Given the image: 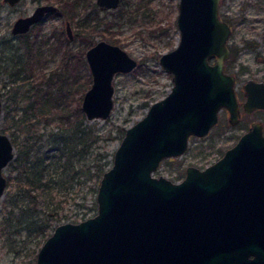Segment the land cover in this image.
Returning <instances> with one entry per match:
<instances>
[{"label":"water","instance_id":"95a60500","mask_svg":"<svg viewBox=\"0 0 264 264\" xmlns=\"http://www.w3.org/2000/svg\"><path fill=\"white\" fill-rule=\"evenodd\" d=\"M16 5L21 0H3ZM121 0H97L116 9ZM220 0H179L178 44L159 61L172 73L171 90L125 129L113 162L96 192L97 211L56 225L37 253V264H264V132L254 120L211 164H190L179 180L154 171L167 157L183 154L192 135H206L222 108L232 124L242 111L236 75L226 68L231 24L220 16ZM55 3H42L13 23L25 33ZM67 33L73 37L70 21ZM92 82L81 109L87 119H106L114 105L117 73L131 72L138 59L124 47L100 39L86 51ZM244 111L264 108V80L243 83ZM0 199L14 158L11 137L1 129Z\"/></svg>","mask_w":264,"mask_h":264},{"label":"rangeland","instance_id":"374dc122","mask_svg":"<svg viewBox=\"0 0 264 264\" xmlns=\"http://www.w3.org/2000/svg\"><path fill=\"white\" fill-rule=\"evenodd\" d=\"M46 2L61 5L60 2L52 0H21L12 6L0 0V91L3 97L1 129L11 137L15 146V156L3 170L7 178L10 175L16 176L14 160L19 148H23L25 142L31 140L36 148L41 145L42 152L50 150V153H56L50 146L49 133L55 132L60 135L64 125H67L65 120L62 122L56 117L47 118L38 115L32 118L37 120L40 117L37 132L32 131L33 129L31 130L28 125L17 126L15 123L17 117L26 113L28 109L26 97L28 94L22 96L23 90L31 88L35 79L51 75L52 71L59 66L64 46L57 48L59 39L57 35H53V30L55 28L57 31L62 30L61 36L67 37L66 20L70 19L76 30L77 21L88 14L93 17L92 12L95 10L100 17L109 19L116 11V9L97 7L96 0H78L75 8L78 14L74 17H70V12L62 8L60 14L47 15L40 25L34 26L30 33V36H34L39 31L38 41H42V45L46 48L45 54L40 63H37L35 70L28 68L21 71V75L25 76L26 80L23 81L20 78L19 82H15L13 79L20 73L17 74L18 69L14 63L18 56L24 59L26 56L23 47L24 35L12 33L13 23L19 16L31 13L37 5ZM178 2L179 0H130L127 14L131 13L132 17H124L113 23V30L119 37L117 43L137 58L139 63L131 72L116 74L115 105L110 116L106 119L90 120L84 114V124L92 131V144L89 149L93 152L88 153L84 159L87 166L106 162V166L110 167L114 152L125 133L122 127L127 128L143 117L152 102L171 90L172 73L162 67L159 57L179 42L180 31L176 22ZM219 13L232 26L229 45H235L238 48L237 52L231 53L227 59L226 68L236 75V92L241 104V119L238 123L232 124L228 119V109L222 108L217 123L210 131L203 136H190L187 150L181 155L164 158L154 171L155 175L163 174L174 181H179L185 176L188 165L205 167L216 161L238 140L253 119H260L264 123V110L258 109L247 113L242 107L246 98L243 83L248 78L264 80V0H220ZM101 38V35L97 34L94 42ZM83 44L85 41L81 38L68 42L72 50L80 48ZM82 72L88 74L90 71L86 67ZM19 84L22 85L20 87L22 90L15 93L14 87ZM80 95L81 93H77L76 97ZM83 95L84 93L82 98ZM41 133L43 135L39 137ZM67 133L68 131H65L64 135L67 136ZM81 179L80 185L74 184L70 188V193L73 192L76 196L75 199H68L65 191L59 192L55 189L52 192L55 199H62L60 214H64L63 219L56 221L53 228L65 221L82 220L81 215L84 212L87 214L86 217L96 213L97 202L92 206V198L95 199V197L89 192L90 181L84 184L82 176ZM20 193L22 192L18 190L17 180H8L5 192L0 199V264H37L38 250L53 231L51 227L48 232L34 229L42 221L46 208L45 199L47 200L49 196L43 194L36 201V205L30 207L28 216H24V212L18 208V202L22 200ZM73 193L70 195L72 196ZM56 205L58 204L53 202L51 207Z\"/></svg>","mask_w":264,"mask_h":264},{"label":"trees","instance_id":"16d2710c","mask_svg":"<svg viewBox=\"0 0 264 264\" xmlns=\"http://www.w3.org/2000/svg\"><path fill=\"white\" fill-rule=\"evenodd\" d=\"M52 1L60 2V7L70 12V17L78 14L75 10L78 0ZM129 4L130 0H121L118 9L110 19L100 17L97 10L94 11L93 17L88 14L79 19L77 21L76 37L82 36L85 44L74 51L68 46V38L61 36L62 30L57 31L55 28L53 35H57L59 39L57 48L64 46L59 66L52 71L51 75H44L38 80L35 79L36 81L34 80L31 88L22 92V96L28 94L26 96L28 98V109L26 113L17 117L15 121L17 126L21 124L28 125L31 130L33 129L32 131L37 132L38 121L41 116L56 117L62 122L65 120L67 123V125L62 123L64 128H62L63 131L60 132V135L55 132L49 133L50 146L56 153H50V150L42 152L40 150L41 145L36 148L35 143L31 140L25 142L24 147L19 148L14 160L16 163L14 171L17 174L14 177L10 175L8 178L10 181L17 180L18 182V190L22 192L20 197L23 200L18 202V208L24 212V216H28L31 206H35L36 201L43 194L49 196L47 200L45 199L46 208L44 209L42 221L34 229L48 232L50 227L54 229L52 226L56 221L63 219L64 214H60L62 199H55L52 192L55 189L59 192L65 191L68 199H75L76 196L73 192L70 193V188L74 184L80 185L82 183L81 176L84 184L90 181L89 192L95 197V199L92 198V206L96 202V192L100 178L108 167L106 162L93 163L88 166L87 162H84L88 153L93 152L92 149H89L92 144V131L84 124V112L81 109L82 94L91 83L90 74L82 72L87 67L85 50L94 42L97 34L113 42L119 41L117 33L113 30V23L124 17H132L131 13L127 14ZM53 14H59V12ZM101 25L103 27H100ZM39 35V31L34 36H30V33L24 34L23 47L26 59L18 56L14 63V66L18 69L17 74L20 73L19 76L17 75L18 77L16 76L13 79L15 82H19L20 78L23 81L26 80L27 78L21 75V71L28 68L35 70L37 63H40L44 56L46 48L42 45V41H38ZM64 41L66 42L64 43ZM230 49L231 53H236L238 48L231 45ZM14 81L13 83H15ZM20 87L22 85H15L14 92H21ZM77 93H81L80 97H76ZM34 115L40 117L37 120H32V118H35ZM7 121L8 117L6 116ZM125 129L122 127L123 132H125ZM65 131H68L67 136L64 135ZM42 135V133L39 134V137H42ZM69 193H73V195L71 196ZM53 202L58 205L51 207ZM81 216V219L85 218L87 216L86 212Z\"/></svg>","mask_w":264,"mask_h":264},{"label":"flooded vegetation","instance_id":"af4514ba","mask_svg":"<svg viewBox=\"0 0 264 264\" xmlns=\"http://www.w3.org/2000/svg\"><path fill=\"white\" fill-rule=\"evenodd\" d=\"M46 3H53V2H46ZM96 3H97V0H96ZM42 4V3H41ZM57 6H58V9L56 10V11H53V12H48L45 16H44V18L47 16V15H49V14H53V13H55V12H59V14L61 13V7L58 5V4H56ZM97 5H98V3H97ZM97 7H99L100 8V6L98 5ZM96 7V8H97ZM119 7V6H118ZM98 9V8H97ZM102 9V8H101ZM116 9H118V8H116ZM92 13H94V12H92ZM44 18L42 19V20H40L39 22H37V23H35L32 27H31V29L29 30V31H27V32H25V33H18V34H26V33H31L32 32V30L34 29V26L35 25H40L41 24V22L44 20ZM67 21H70V24H71V27H72V31H73V37H69V35H68V33H67V29H66V26H67ZM62 32V31H61ZM77 28H76V30L73 28V25H72V23H71V20L70 19H68V20H66V23H65V33H66V35H67V38H68V42H70V41H72V40H74V39H78V38H81V40H84V38L82 37V36H80V37H76V35H77ZM101 39H105V38H101ZM100 40V39H99ZM106 40H108V39H106ZM98 41V40H97ZM97 41H95V42H93V43H91V45H89L87 48H86V50H85V60H86V51H87V49L90 47V46H92L93 44H95ZM108 41H111V40H108ZM111 42H113V41H111ZM113 43H117V42H113ZM119 44V43H118ZM178 44V43H177ZM120 45V44H119ZM230 46V45H229ZM123 47V46H122ZM72 50V49H71ZM74 51V50H73ZM73 51H71V52H73ZM227 61V60H226ZM138 63H139V61H138ZM86 64H87V67L89 68V66H88V63H87V61H86ZM89 71H90V68H89ZM88 74H90V76H91V82H92V75H91V72H89ZM91 84V83H90ZM258 109H262V110H264V108H255L254 110H258ZM254 110H252V111H254ZM251 111V112H252ZM246 112V111H245ZM247 113H250V112H247ZM254 120H258V121H261L260 119H253L252 121H251V123L254 121ZM251 123H250V125H251ZM261 123H262V128H263V132H264V123H263V121H261ZM250 125L248 126V128L250 127ZM247 128V129H248ZM246 129V130H247ZM246 130H244V131H246ZM201 168H203V167H201Z\"/></svg>","mask_w":264,"mask_h":264}]
</instances>
